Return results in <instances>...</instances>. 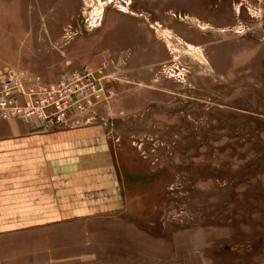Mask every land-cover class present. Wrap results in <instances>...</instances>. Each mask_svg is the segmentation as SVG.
Returning <instances> with one entry per match:
<instances>
[{
  "label": "rangeland",
  "instance_id": "374dc122",
  "mask_svg": "<svg viewBox=\"0 0 264 264\" xmlns=\"http://www.w3.org/2000/svg\"><path fill=\"white\" fill-rule=\"evenodd\" d=\"M106 12L119 35L138 15L165 53L144 80L123 65L121 95L90 117L111 131L127 215L180 231L187 264H264V0H0V54L12 71L25 52L27 68L49 67L71 39L109 35L96 34ZM20 32L31 38L15 48ZM131 89L138 101L121 105Z\"/></svg>",
  "mask_w": 264,
  "mask_h": 264
},
{
  "label": "crops",
  "instance_id": "0c3cea01",
  "mask_svg": "<svg viewBox=\"0 0 264 264\" xmlns=\"http://www.w3.org/2000/svg\"><path fill=\"white\" fill-rule=\"evenodd\" d=\"M125 15L123 34L111 27L117 13L106 12L96 34L102 28L111 32L93 38L92 46H80L84 36L73 38L65 60L38 69L26 67L25 52L13 71L52 83L78 65L106 62L120 96L123 65L134 68L128 81L144 80L149 65L165 54L148 22ZM5 25L9 33V17ZM25 33L18 34L15 48L25 47L31 38ZM5 55L0 54V76L10 70ZM124 96L121 105L138 101L132 89ZM109 132L100 122L45 129L0 118V264H187L180 231L155 233L127 215L129 185Z\"/></svg>",
  "mask_w": 264,
  "mask_h": 264
},
{
  "label": "built area",
  "instance_id": "2783aa9c",
  "mask_svg": "<svg viewBox=\"0 0 264 264\" xmlns=\"http://www.w3.org/2000/svg\"><path fill=\"white\" fill-rule=\"evenodd\" d=\"M92 29L93 22L85 23V30ZM107 67L106 62L83 66L52 83L8 70L0 76V118L35 122L45 129L87 123L95 106L114 96V76Z\"/></svg>",
  "mask_w": 264,
  "mask_h": 264
}]
</instances>
